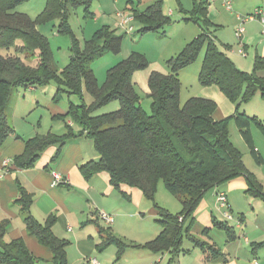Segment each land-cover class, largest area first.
Wrapping results in <instances>:
<instances>
[{"label":"trees","instance_id":"16d2710c","mask_svg":"<svg viewBox=\"0 0 264 264\" xmlns=\"http://www.w3.org/2000/svg\"><path fill=\"white\" fill-rule=\"evenodd\" d=\"M27 1L0 0V150L15 134L8 122V114L14 103V94L22 86L36 89L54 82L58 85L57 97L62 98L60 92H65L64 88L69 94L81 93L83 85L92 96L93 104L88 107L71 103L65 116L53 117L65 122V132L61 135H37L26 140L24 153L14 158L17 168L35 167L41 154L51 146H58L52 159V162H57L67 143L86 136L92 140L99 159L79 166L84 176L90 178L104 172L116 189L122 186L136 188L150 200L155 199L158 185L163 182L170 194L181 201L183 212L179 215L163 209L160 211V224L164 231L151 243L167 241L177 250L186 230L183 226L185 218L198 208L208 192L244 178L247 192L264 198L261 185L248 172L242 154L230 139L228 120L214 119L217 103L194 97L182 105L179 80L180 71L194 63L205 50L199 76L202 86H216L230 98L242 94L246 101L256 92L264 95V77L259 74L264 71V58H256L253 72L241 71L204 32L169 61V74L151 72L148 88L152 112L148 114L140 105L132 78L135 72L149 68L145 56L133 52L112 66L101 87L91 63L107 52L119 54L124 38L104 26L97 30L92 40L87 41L84 50L73 40L70 62L60 73L54 62L52 46L37 30V24L65 14V2L47 0L44 11L34 20L16 11ZM129 4L125 11L133 15L134 22L142 24L141 32L157 31L171 22L163 14L161 1H154L145 9H140L133 0ZM205 4L204 1L195 3L193 12L198 16L192 20L208 27L204 20L207 13ZM19 43L24 46L19 47ZM30 57H35L38 62H28ZM112 101L120 102L117 111L92 116V112ZM66 117L70 119L69 123ZM235 118L246 129L250 119L240 114ZM243 133L247 135L248 131ZM17 185L19 195L14 205L20 207L28 232L41 245L51 249L53 264H68L66 248L69 243L53 234L54 217H50L46 224H40L31 212L32 195L19 182ZM216 223L217 227L226 230L230 239L234 237L229 227ZM6 232L7 225L0 227V241ZM257 248H264V243ZM0 264H39V261L23 241L15 240L0 242Z\"/></svg>","mask_w":264,"mask_h":264},{"label":"crops","instance_id":"0c3cea01","mask_svg":"<svg viewBox=\"0 0 264 264\" xmlns=\"http://www.w3.org/2000/svg\"><path fill=\"white\" fill-rule=\"evenodd\" d=\"M129 1L122 0L124 3L122 5L119 0H115L116 17L120 10L128 9ZM133 1L139 4L140 9H145L154 1H161L163 14L171 20L174 15L188 17L184 19L186 24L193 23L197 26V29H192L196 33L194 37L204 32L208 33L241 71L253 72L256 58H264V36L261 24L258 21L243 23L240 19L252 15L258 9L264 10V0H230L232 11L226 9L223 0H174L172 6L176 11L167 6V0ZM202 1L207 7L204 20L208 27L192 20L194 16H198L193 12L195 3L199 4ZM111 15H113L112 11H107L101 6L96 11L94 21L97 25L103 21L104 26L111 29L116 24L117 28L118 23ZM241 25L245 28L242 41L236 37V30ZM187 37L189 36H186L185 43L190 39ZM242 49L246 56L240 53ZM259 74L264 77V71ZM27 89L35 88L28 86ZM18 101L19 98L15 100L8 114V122L14 128L15 134L6 140L0 150V227L7 225V232L0 242L21 240L38 259L39 264H53L51 249L41 245L36 237L28 232L20 207L14 205L19 195L17 185L19 182L33 197L31 212L34 218L44 225L50 217H54L55 222L51 227L53 234L69 243L66 248L68 264H90L92 258L99 259L101 264H113V262L117 264L121 261L129 264V250L139 252L132 259L133 264H253L255 261L264 264V248H257L264 243V236L250 238L244 231L241 232L243 237L240 236L241 234L237 233L238 230H242L239 222L235 227L227 226L231 229V236L234 237L230 239L227 234L225 242L209 235L218 229L216 222H222L219 220L221 215L218 214V210L216 211L207 201L206 196L198 208L185 218L183 226L186 230L183 232L178 250L167 241L151 244L164 231V227L160 224V211L163 209L172 215H179L183 212L181 201L178 199L181 208H172L168 206L171 202L150 200L139 189L129 186L116 189L104 172L94 174L90 178L84 176L79 166L99 159L92 140L86 136L67 143L57 162H52V159L56 155L58 146H51L41 154L35 167L17 168L14 158L24 153L25 141L28 138L31 139L36 133L37 136L49 133L61 135L65 132L63 127L57 130L52 128L51 132H41L42 118L37 120V124L31 123L34 127L28 132L30 136L18 132L13 124ZM47 109H53L52 104L49 108L47 106ZM57 111L59 110L51 112V118L53 123L60 124L61 121L53 119L55 116L63 115ZM215 115L220 114L217 111ZM20 117L25 118L27 114H22ZM54 172L64 177V182L55 187L52 186ZM212 194L217 195V191ZM169 196L174 197L170 193ZM101 213L111 215L114 218L113 224L108 225L103 222L99 217ZM134 221H138L137 226ZM248 232L252 236V231L248 230ZM251 244L254 250L252 253L247 251L250 257L246 251L241 255L242 247ZM162 248L164 250H161Z\"/></svg>","mask_w":264,"mask_h":264},{"label":"rangeland","instance_id":"374dc122","mask_svg":"<svg viewBox=\"0 0 264 264\" xmlns=\"http://www.w3.org/2000/svg\"><path fill=\"white\" fill-rule=\"evenodd\" d=\"M173 1L174 0H167V6L175 10V7L172 6ZM64 2L66 7L65 14L62 13L63 15L58 18L37 24V30L48 39L52 46L54 62L60 70V73L70 62L73 40H76L80 49L84 50L87 41L92 40L97 30L104 26L105 23L103 21L98 24L100 27L94 21V18H96V11L101 6L103 9L113 12L111 16L117 23L119 20L116 15H114L117 10L115 7V0H64ZM119 2L122 5L124 4L122 0H119ZM46 4L47 0H29L20 4L16 11L27 14L35 20L44 11ZM184 19H188V17L184 15H174L171 22L163 28L157 31L146 32L140 31L142 28V24L140 23H133L134 32L132 33H128L126 30L118 27L116 28V24H114L111 30H114L117 35H122L124 37L122 50L119 54L107 52L91 63L92 70L94 71L99 85L102 87L105 84L108 70L112 66L127 59L131 53L136 52L145 56L149 62V68L135 72L132 78L137 94L140 97L141 107L148 114H151L152 98L150 97L148 88V80L151 72L157 71L165 75L169 74L171 72L169 61L181 52L186 45L195 38L194 36H196V33H194L192 29H197V26L193 25V23L186 24L187 22ZM186 36H189L187 38L190 39H187L189 41L185 43L184 40H186ZM18 45L19 47L22 45L24 46L23 43H19ZM13 53L14 51H12V54ZM204 53L205 50L198 56L194 63L182 69L179 73L181 85L180 102L184 105L189 99L199 97L210 99L217 103V111L220 115H215L214 119L216 121L228 120L230 139L233 145L242 154L248 172L251 173L261 185L264 194V95L260 92H256L250 96L248 100L244 101L242 94L235 98H230L216 86H202L199 76ZM28 62L35 64L38 60L35 57H30ZM57 86L56 83L52 82L33 90L27 89L24 86L17 89L12 100L15 102L17 98L20 99L16 105V107H18L15 113L16 117L13 119V122H15L13 124L18 132L26 134L27 137L30 136L28 132L32 131V127H34L33 124H35L34 122L37 124L39 118H42L40 119L42 120L40 127L41 132H51V130H53L52 128L55 130L60 127L65 128V122L63 121H61L60 124L52 122L51 112L59 110L57 112L65 116L68 113L71 103L77 106L80 104L88 107L92 106L93 98L87 93L83 85L81 93L69 94L66 88H64L65 92H60V94H63L62 98L57 97ZM50 104H52L53 109H47V106L49 108ZM119 108L120 102L112 101L92 112V116H101L117 111ZM22 114H27V117H20ZM236 114L245 115L250 119L246 129L237 122L235 118ZM66 118L69 123L70 119H68V117ZM244 130L248 131L247 135L243 133ZM247 188L246 180L240 178L221 186L220 189L217 190V193L221 191L226 193L228 206L232 208L231 210L227 208L228 206L226 208H221L217 201V196L212 194L214 191L208 192L205 196L207 201L214 206V209L216 211L218 210V214L221 215L219 220L223 225L235 227L237 222H239L242 230H238L237 233L241 234L240 236H242L241 232L244 231L250 238L262 237L264 236V198L247 192ZM169 193L165 184L160 182L155 199H159L162 203L167 200L171 202V204L168 205L169 207L181 208L182 205L178 198L169 196ZM141 212L145 213L144 211ZM227 212L230 213V217L225 216ZM134 222L137 226L138 221ZM217 228L218 229L214 230L215 232L209 235L221 242H225L227 238L226 230L219 227ZM248 230L252 231V236L249 235ZM245 243L246 242H243V244ZM253 250L254 247L252 244L250 246L244 245L240 253L241 255L247 251L252 253ZM136 253L139 252L134 250L128 251L129 264H133L132 259L136 257ZM249 253L247 252V254ZM97 260L101 264L99 259ZM117 264L127 263L121 261Z\"/></svg>","mask_w":264,"mask_h":264},{"label":"built area","instance_id":"2783aa9c","mask_svg":"<svg viewBox=\"0 0 264 264\" xmlns=\"http://www.w3.org/2000/svg\"><path fill=\"white\" fill-rule=\"evenodd\" d=\"M225 7L227 10L232 11V4L230 0H223ZM118 17V27L121 29L126 30L128 33H132L134 32V26H133V22H134V17L131 13L127 12V11H122V12H118L117 14ZM241 21L243 23L245 22H252V21H258L261 24L262 27V34L264 36V10H256L252 15L246 16V17H241L240 18ZM245 33V28L241 25L237 28L236 30V37L242 41V38L244 36ZM240 53L243 56H246L245 51L242 49L240 51ZM64 182V177L58 173V172H54L53 173V182H52V186H58L61 183ZM217 201L220 204L221 208H226L228 206V198L225 192H219L217 193ZM227 208L230 207L228 206ZM225 216L230 217V213L227 212L225 213ZM100 219L105 222L108 225H112L114 222V218L111 215L105 214V213H101L100 214ZM90 264H100L98 262L97 259L92 258L90 259ZM253 264H259L258 261H255Z\"/></svg>","mask_w":264,"mask_h":264}]
</instances>
